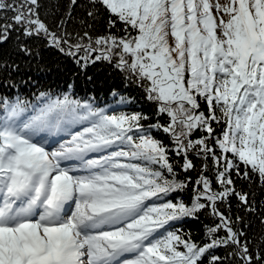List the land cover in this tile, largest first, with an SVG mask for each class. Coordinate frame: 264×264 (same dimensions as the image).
Returning <instances> with one entry per match:
<instances>
[{
  "label": "snow or ice",
  "instance_id": "snow-or-ice-1",
  "mask_svg": "<svg viewBox=\"0 0 264 264\" xmlns=\"http://www.w3.org/2000/svg\"><path fill=\"white\" fill-rule=\"evenodd\" d=\"M76 6L50 24L41 0H0V47L31 60L40 41L81 68L107 62L155 120L96 106L71 84L0 96V264H264L247 220L264 225V211L236 186L264 193V0H88L90 20L108 16L96 37L68 30ZM190 186V203L175 199ZM201 213L205 239L169 230Z\"/></svg>",
  "mask_w": 264,
  "mask_h": 264
},
{
  "label": "trees",
  "instance_id": "trees-1",
  "mask_svg": "<svg viewBox=\"0 0 264 264\" xmlns=\"http://www.w3.org/2000/svg\"><path fill=\"white\" fill-rule=\"evenodd\" d=\"M70 0H41V18L46 19L50 24L65 18L68 12ZM89 10L88 0H78V6L72 10L73 19L69 21L67 27L70 32L83 33L89 31L92 37L105 35L108 31V16L105 12H100L95 21L87 17ZM87 20L92 26L85 28L81 23ZM116 32L117 29H113ZM122 32V28L120 29ZM35 50L40 54L35 59H25L21 56L13 55L14 44L0 47V55L4 60L11 63L15 60L19 64V71H9L0 65V96L14 98L16 95L33 100L40 92H63L67 91V86H73V93L81 99H93L96 106L114 109L117 112H143L150 119L145 121V125L151 124L155 120V104L145 98L144 91L135 83L125 80L124 75L112 67L107 62L98 61L89 64L86 68L79 67L70 58L57 53L53 49H46L40 41L34 42ZM167 120V117H162ZM165 144H170L167 135L159 130H153ZM219 131V129H218ZM199 135V133H197ZM176 162V158L173 157ZM182 163V161H179ZM202 161L195 160L196 169L189 175L196 178L201 167ZM178 178L183 180L184 174L177 168ZM235 178V177H234ZM238 189L243 187L245 191H252L256 197L257 212L264 211L261 205L264 204V193L259 191V186H251L248 182L236 180ZM192 196L191 186L187 191L175 196V199L190 203ZM232 212L237 214L235 199L232 200ZM243 215L244 213L240 212ZM247 220L251 223L248 235L251 239L260 242L264 238V225L259 223L256 216H248ZM210 222L209 218L201 213L198 220L184 219L174 221L170 224L169 230L177 231L181 235H191L197 242L205 239L204 225ZM217 255H226L225 249L216 250ZM205 264L207 262L205 261Z\"/></svg>",
  "mask_w": 264,
  "mask_h": 264
}]
</instances>
